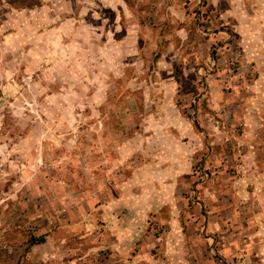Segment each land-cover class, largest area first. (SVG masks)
Here are the masks:
<instances>
[{
  "label": "rangeland",
  "instance_id": "374dc122",
  "mask_svg": "<svg viewBox=\"0 0 264 264\" xmlns=\"http://www.w3.org/2000/svg\"><path fill=\"white\" fill-rule=\"evenodd\" d=\"M263 104L264 0H0V264H257L204 193Z\"/></svg>",
  "mask_w": 264,
  "mask_h": 264
},
{
  "label": "crops",
  "instance_id": "0c3cea01",
  "mask_svg": "<svg viewBox=\"0 0 264 264\" xmlns=\"http://www.w3.org/2000/svg\"><path fill=\"white\" fill-rule=\"evenodd\" d=\"M246 111L245 136L236 143L240 146L237 151L242 149L239 153L240 174L236 176L239 179L234 183L228 182L227 171L219 168L213 179L215 176L217 180L221 178L225 184L209 187L204 195L210 196L208 201L215 211L230 209L231 221L242 218V227L249 232L246 237L233 235L235 232L225 234V245L237 250L240 244L245 261L264 264V104L249 105ZM232 157L237 159L235 153ZM231 226H235L234 223Z\"/></svg>",
  "mask_w": 264,
  "mask_h": 264
},
{
  "label": "trees",
  "instance_id": "16d2710c",
  "mask_svg": "<svg viewBox=\"0 0 264 264\" xmlns=\"http://www.w3.org/2000/svg\"><path fill=\"white\" fill-rule=\"evenodd\" d=\"M45 242H46V238L45 237H40V238L32 237L31 240H30V246L43 244Z\"/></svg>",
  "mask_w": 264,
  "mask_h": 264
}]
</instances>
